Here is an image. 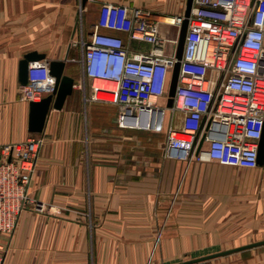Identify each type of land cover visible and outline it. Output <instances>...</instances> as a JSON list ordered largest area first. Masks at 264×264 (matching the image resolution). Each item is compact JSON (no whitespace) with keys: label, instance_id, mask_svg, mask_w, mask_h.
<instances>
[{"label":"crops","instance_id":"crops-1","mask_svg":"<svg viewBox=\"0 0 264 264\" xmlns=\"http://www.w3.org/2000/svg\"><path fill=\"white\" fill-rule=\"evenodd\" d=\"M186 3L87 0L80 13L82 0H0V148L31 135L30 103L18 81L26 54L67 60L64 74L75 81L72 96L61 111H50L40 134L44 146L30 189L33 199L52 206L54 217L23 212L15 232L0 235L3 264H50L52 258L54 264H91V256L94 264H182L264 241V167L246 172L166 159L165 135L119 129L118 106L93 100V81L86 76L83 83L75 62L82 52L72 49L73 34L80 40L82 31L89 41L103 5L143 9L161 22L183 17ZM105 33L122 38L130 57L152 50L125 33ZM178 34L179 28L160 23L165 56L175 57ZM176 118L180 128L182 116ZM202 264H264V249Z\"/></svg>","mask_w":264,"mask_h":264},{"label":"built area","instance_id":"built-area-1","mask_svg":"<svg viewBox=\"0 0 264 264\" xmlns=\"http://www.w3.org/2000/svg\"><path fill=\"white\" fill-rule=\"evenodd\" d=\"M85 7L81 5L80 13ZM183 19L161 22L180 29ZM161 22L143 9L105 4L90 40L84 41L82 31L80 40H72V48L81 47L82 57L75 62L82 67L83 83L89 77L97 92L93 100L118 106L121 130L164 134L166 159L259 169L264 0H194L172 108L167 100L176 59L164 55ZM105 32L125 33L152 50L130 57L124 40ZM174 44L176 50L177 40ZM98 80L116 88H96ZM54 87L50 63L45 60L30 64L28 84L20 86L19 92L28 103L41 102L53 94ZM99 93L114 100L101 99ZM177 115L182 116L180 128L175 125ZM43 146L40 134H31L24 142L0 148V235H12L23 212L46 210V204L30 194ZM5 255L6 248L0 244V264Z\"/></svg>","mask_w":264,"mask_h":264},{"label":"water","instance_id":"water-1","mask_svg":"<svg viewBox=\"0 0 264 264\" xmlns=\"http://www.w3.org/2000/svg\"><path fill=\"white\" fill-rule=\"evenodd\" d=\"M194 0H187L183 23L179 29L177 47L175 59L176 63L171 73L167 107L172 108L174 106V99L179 84L181 62L184 55L185 44L187 39L189 21L193 10ZM87 0H82V7H85ZM48 61L45 54H41L37 51L30 52L24 56L19 63L18 70V81L20 86L24 87L28 84V72L29 66L32 63L40 61ZM50 63V74L55 79V87L53 94L42 99L41 102H30V113H29V132L31 134H42L45 129V125L48 119V115L51 110L61 111L65 105L68 97L72 96L74 91L75 81L72 77L64 74L67 60L66 61H48ZM258 166L264 167V123L262 136L259 142L258 148ZM264 246V241L247 245L232 251L224 252L211 257L194 260L182 264H195L203 263L207 260H211L216 257L226 256L242 250L257 248Z\"/></svg>","mask_w":264,"mask_h":264},{"label":"rangeland","instance_id":"rangeland-1","mask_svg":"<svg viewBox=\"0 0 264 264\" xmlns=\"http://www.w3.org/2000/svg\"><path fill=\"white\" fill-rule=\"evenodd\" d=\"M78 37H79V33H78V35H77ZM72 39H74V34H73V37H72ZM77 40V39H76ZM72 49H76V48H72ZM110 87H112V86H110ZM170 119V114L168 113L167 114V123H168V120ZM212 166H214V164H211ZM217 167L218 168H223V169H233V170H236L235 168H231V167H223V166H219V165H217ZM246 172H252V171H249V170H246ZM35 201H37L38 199H34ZM39 202H41L42 201V203H44V204H46V210L43 212V213H38V212H35V213H33V214H35V215H37V216H40L41 218H42V220H47L48 218H52V217H54V214H52V213H50V211H51V209H52V206H50L49 204H47L45 201H43V200H38ZM53 205V204H52ZM37 213V214H36ZM45 220V221H46ZM44 221V222H45ZM44 222H43V224H44ZM54 226V225H53ZM254 243H258V242H252L251 244H254ZM250 244V245H251ZM262 249H264V246H262ZM46 260H48V259H46ZM52 260H53V263H52ZM49 262H50V264H54V258H52L51 260L49 259ZM189 262V261H188ZM90 263L91 264H94V258L91 256V259H90Z\"/></svg>","mask_w":264,"mask_h":264},{"label":"bare ground","instance_id":"bare-ground-1","mask_svg":"<svg viewBox=\"0 0 264 264\" xmlns=\"http://www.w3.org/2000/svg\"><path fill=\"white\" fill-rule=\"evenodd\" d=\"M171 19H169L168 21H170ZM97 82H102V83H105V84H108L109 86H108V88H116V86L115 87H113V85L112 84H110V83H108V82H104V81H100V80H98V81H96V83ZM110 86H112V87H110ZM105 89V88H104Z\"/></svg>","mask_w":264,"mask_h":264}]
</instances>
